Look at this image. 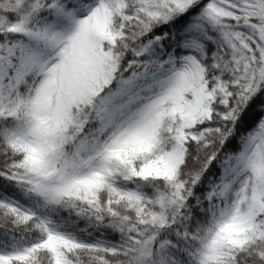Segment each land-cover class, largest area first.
Masks as SVG:
<instances>
[{
    "label": "snow or ice",
    "instance_id": "obj_1",
    "mask_svg": "<svg viewBox=\"0 0 264 264\" xmlns=\"http://www.w3.org/2000/svg\"><path fill=\"white\" fill-rule=\"evenodd\" d=\"M0 264H264V0H0Z\"/></svg>",
    "mask_w": 264,
    "mask_h": 264
}]
</instances>
